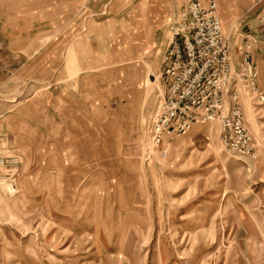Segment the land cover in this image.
I'll list each match as a JSON object with an SVG mask.
<instances>
[{"label":"rangeland","instance_id":"374dc122","mask_svg":"<svg viewBox=\"0 0 264 264\" xmlns=\"http://www.w3.org/2000/svg\"><path fill=\"white\" fill-rule=\"evenodd\" d=\"M50 7L0 0V264H264V102L232 87L254 157L225 153L218 121L161 153L147 130L160 43L132 45V59H85L95 68L76 108L75 77H59L65 61L43 57L65 46L43 42ZM108 46L130 47L95 44L96 55ZM34 52L40 59L24 56ZM254 61L264 91V42Z\"/></svg>","mask_w":264,"mask_h":264},{"label":"built area","instance_id":"2783aa9c","mask_svg":"<svg viewBox=\"0 0 264 264\" xmlns=\"http://www.w3.org/2000/svg\"><path fill=\"white\" fill-rule=\"evenodd\" d=\"M226 34L217 0H188L182 19L170 26L162 58L163 83L157 89L147 125L152 145L165 152L170 139L185 136L196 126L218 121L223 150L233 157L256 156L247 129L238 87L246 85L252 99L264 102L254 52L264 42V15L248 16ZM251 21V22H250ZM242 33L238 72L233 42Z\"/></svg>","mask_w":264,"mask_h":264},{"label":"crops","instance_id":"0c3cea01","mask_svg":"<svg viewBox=\"0 0 264 264\" xmlns=\"http://www.w3.org/2000/svg\"><path fill=\"white\" fill-rule=\"evenodd\" d=\"M188 0H50V10L46 16L55 24L51 27L50 36L44 43L65 45L61 51L45 53L44 59L49 56L52 60L62 62L59 77H63L68 70L70 77H75L76 83V108L83 106V77L86 71L95 68L92 62L85 66V59L96 60L97 57L105 60L132 59V45H149L153 41L160 43V82L163 83L162 58L168 47L167 36L156 37L155 28H163L168 12L176 11V17L182 19L185 5ZM207 4L208 0H200ZM218 11L226 34L232 33L240 23L247 21L250 12H264V0H217ZM128 13V14H127ZM251 22V21H250ZM15 28V29H14ZM11 39L20 41L19 27L12 25ZM17 30V31H15ZM18 33V34H16ZM163 34V32H162ZM18 38V39H17ZM29 40V39H28ZM162 40V41H161ZM41 41V40H40ZM121 43L130 45L128 48L112 54L110 46L103 53L96 55L95 44L113 45ZM242 43V33L239 31L233 42V57L239 55ZM144 46V47H145ZM144 49V48H143ZM147 49V48H146ZM28 60L40 59L34 53H24ZM50 54V55H49ZM86 54V55H85ZM23 57V54L18 57ZM29 66L32 64H28ZM65 69V70H64ZM132 85V91L134 89ZM157 92V91H156ZM155 92V93H156ZM155 93L152 95L151 104L154 103ZM79 96V102H78ZM152 106V105H151Z\"/></svg>","mask_w":264,"mask_h":264}]
</instances>
